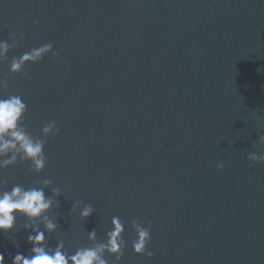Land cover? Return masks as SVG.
I'll return each mask as SVG.
<instances>
[{"label":"water","instance_id":"water-1","mask_svg":"<svg viewBox=\"0 0 264 264\" xmlns=\"http://www.w3.org/2000/svg\"><path fill=\"white\" fill-rule=\"evenodd\" d=\"M0 39V78L27 103L28 131L60 130L42 173L0 172L8 190L61 189L49 248L74 254L93 230L104 242L118 216L119 264H264V162L248 159L264 155V0H0ZM46 43L58 60L10 74ZM76 202L95 212L81 220ZM133 219L151 225V259L132 249ZM25 223L0 233L5 264L29 252Z\"/></svg>","mask_w":264,"mask_h":264},{"label":"clouds","instance_id":"clouds-1","mask_svg":"<svg viewBox=\"0 0 264 264\" xmlns=\"http://www.w3.org/2000/svg\"><path fill=\"white\" fill-rule=\"evenodd\" d=\"M38 21H34L37 24ZM12 38L24 39L23 33L13 32ZM11 50L8 41L0 39V62H4ZM51 56L53 61L60 58L58 51H53L51 43L42 44L24 52L19 57H13L8 65L11 75H21L29 78L25 67L29 64L41 63L45 57ZM67 63V61H65ZM9 84L0 78V172L17 164H28L29 171L37 175L47 167L45 155L49 139L59 135L56 121H48L40 130L39 136H33L24 124L28 105L19 94L8 93ZM259 144L264 146V136L259 137ZM248 159L253 163L264 162V155L250 153ZM222 171L223 164L218 165ZM6 181L0 177V233L7 235L16 229L17 217L24 218L27 223L24 230L29 232L27 242L31 246L27 255L17 253L12 257V264H108L105 256L115 257L116 264L122 260L126 241L123 239L125 225L118 216L111 220V230L106 234V241L98 242L95 230L87 233L90 247L78 248L74 254L65 250L63 240H59L55 248L47 246L46 236L49 237L58 230L56 219L50 216L54 206H59L57 199L62 195L59 187H52L48 179L39 184L25 188L14 184L10 190L5 188ZM51 189V195L45 194V189ZM79 210L81 220H87L95 209L81 202L72 206V211ZM39 222V223H38ZM42 223L43 228L39 225ZM131 230L135 233L132 249L136 255L151 259L153 253L148 251L151 242V225L145 227L137 219L130 222ZM0 264H5L4 255L0 254Z\"/></svg>","mask_w":264,"mask_h":264}]
</instances>
